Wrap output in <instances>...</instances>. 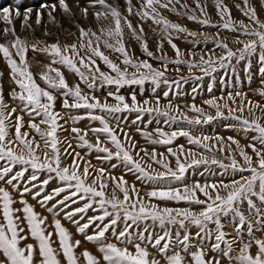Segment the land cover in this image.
Segmentation results:
<instances>
[{
	"label": "snow or ice",
	"instance_id": "obj_1",
	"mask_svg": "<svg viewBox=\"0 0 264 264\" xmlns=\"http://www.w3.org/2000/svg\"><path fill=\"white\" fill-rule=\"evenodd\" d=\"M24 3L0 8V264H264V0Z\"/></svg>",
	"mask_w": 264,
	"mask_h": 264
},
{
	"label": "rangeland",
	"instance_id": "obj_2",
	"mask_svg": "<svg viewBox=\"0 0 264 264\" xmlns=\"http://www.w3.org/2000/svg\"><path fill=\"white\" fill-rule=\"evenodd\" d=\"M12 2H13V0H0V8H2V7H4V6H7V5H10ZM42 2H45V0H25V3H24V5H23L22 7H33V8L35 9V8H37ZM69 2H73V3H74V0H69ZM81 2H82V0H81ZM229 2L231 3V0H229ZM189 3H191V0H189ZM209 11L212 12L213 19H214V20L217 19L216 16H215V13H214V11H212L211 7H210ZM233 15L236 16V17H239L240 14H239L238 12H236V11L233 9ZM58 16H59V13H58ZM90 18H91V13H90ZM171 18H172L173 20L176 19L175 16H172ZM34 19H35V13H33L32 20H33V27L36 28V26H35V24H34ZM77 19H79V22H80L82 25L87 26V24L89 23L88 21H84L83 19H80V18H79V14L77 15ZM181 22H182V23H186L190 28H195V27H197L196 25H194V24L191 23V22H187V21H181ZM62 24H63L64 28H68V27H70L69 22H68L67 19H63V20H62ZM3 27H4L3 24L0 23V30H2ZM48 27H49V29H50L53 33H55V32L58 31L56 28H53L51 25H48ZM16 28H17V32H18L19 35H21V36H25V35H27V36L29 37L30 42H31V40H32V35H31L30 33L25 32L24 30H22V29L20 28V21H17V22H16ZM73 30H75V29H73ZM59 31H61L60 41H61L62 43L65 42V41H69V42H71V39H72L71 37H69L66 33H64L62 29L59 30ZM42 33H43V28H36L35 36L38 37L39 39H41V40H47L48 42H53V41L56 39L55 35L50 36V37H45V36H43ZM149 42H150V45H151L152 49L155 50V43H154V41L150 39ZM228 42L230 43V45L232 44V41L229 40ZM177 43H179V41H177ZM133 46L135 47V45H133ZM233 46H235V45H233ZM180 47H181L182 49H187V48H189L190 46L187 45V44H180ZM209 47H212V46L209 45ZM165 48L168 49V46L165 45ZM197 51H198V50H197ZM136 52H137V55H140V53H139V49H138V48H137ZM169 55H172L170 49H169ZM40 58L43 59V56H41ZM44 62L47 63L48 61L45 60ZM0 67H3V62H2V61H0ZM256 71H257V68H256V66H255V64H254V66H253V75H254V79H253V82H252V84H251V87H252L253 89L257 88V87H258V83H259L258 78H257L256 75H255V74H256ZM184 74L187 75L186 69L184 70ZM240 75H241V78L243 79V78H244V74H243V71H242V67H241ZM66 76H67L68 82H69L70 84H72L73 82H75L76 79H77L74 75H71V74H68V73H66ZM6 78H7V77H5V79H6ZM207 83H208V80H207V78H206L205 81H204L205 90H204V92H203L201 95L197 96V98H196V100H195V102H196L198 105H201V102H202L203 99H207V98L209 97V94H208L207 91H206V85H207ZM191 86H192L191 84H189V85H185V86H184V91H185V92L189 91L190 88H191ZM7 90H8V87H7V84H5V92H6V93H7ZM220 90H221V86H220L219 78H218L217 81H216V87H215V90H214V94L217 95V96H219V95L221 94V91H220ZM244 90H245V91H248V86H247V84H245ZM225 94H226V93H225ZM145 95H147V93H145ZM249 96H250L253 100H260V97H259V96H253L251 92H249ZM143 98H144V97H139V96H138V99H141V100H142ZM161 102H162V104H166V103H167V101H166V100H163V99H162ZM173 102H174L175 104H179V105L183 106L185 103H191L192 100H191V96H187V97H184V98L179 99V100L173 98ZM57 106L59 107V105H57ZM206 111H211V110L206 108ZM213 114H214V113H213ZM189 115H191V113H189ZM245 115H248V114L245 113ZM256 115H257V116H260L261 113H260V112H256ZM147 119H148V117L146 116V117H145V120H147ZM87 123H88L87 121H84V122H82V123H81L80 125H78V126L81 127V128H84V127H86ZM94 126H99V125L97 124V125H94ZM153 127H155V125L150 126V127H149V130H151ZM166 130H167V129H166ZM213 130H215V132H218L220 135L225 136V137H227V136H229V135H236L234 132L225 131L223 128H221V127H219V126H217V125H215V124L207 125V126H205L204 129H203V131H204V132H207V133H212ZM131 131H132V134L136 136V139L140 141L141 145H143V144H144V141L141 139V137H140L138 134H136V132H135V127H134V126H133V128L131 129ZM237 138H239V137H237ZM89 139H94V138L91 137V136H89ZM176 143H177V144H183V145L185 146V148L189 147V146L187 145V143H186V140H185L184 138H180ZM241 143L244 144V143H247V141H243V140H242ZM159 150H160V151H163L164 149H163V148H160ZM218 155H219V154H218ZM88 158L91 159V161H92L93 164H97V163H98V161H96V159H95V154H93L92 156H90V157H88ZM104 166H105V167H108L107 164H105ZM114 174L117 175V176H119V175L121 174V172H120L119 169H117V170H115ZM197 178H198V177H196V176L193 175V176H191L188 180H186V183L191 184V183H192L195 179H197ZM126 179H128L129 183H131L133 178H132L131 176H128V177H126ZM200 179H201V182H203V179H202V178H200ZM111 190H112V189L109 188V192H111ZM118 195H119V193H118ZM28 200H29V203L35 205V210H36L38 213H40L41 215H44V216H48V218H49V222L51 221L52 217H51L47 212H45V211H44V210H43V209H42V208L36 203V201L32 200L31 197H28ZM170 206H175V205H170ZM181 206H183V205H181ZM17 207H19V205H17ZM91 214H92V213L90 212L89 215H91ZM62 222H63V223L65 224V226L68 227L73 233H75V228H74L71 224H69L67 221H62ZM196 230H197V229L194 228V227L191 229L192 232H195ZM157 231H159V229H157ZM173 231H175V229H173ZM75 238H76V239H82L81 236H76ZM245 239H247V236H246V235H245ZM29 242H32V241H29ZM84 247L90 249L91 251H95V253H96V249L93 247V245L88 244V243H85V244H84ZM92 249H93V250H92ZM97 255H99V254L97 253ZM158 258H159V257H158ZM224 264H227V261H225Z\"/></svg>",
	"mask_w": 264,
	"mask_h": 264
},
{
	"label": "bare ground",
	"instance_id": "obj_3",
	"mask_svg": "<svg viewBox=\"0 0 264 264\" xmlns=\"http://www.w3.org/2000/svg\"><path fill=\"white\" fill-rule=\"evenodd\" d=\"M93 250V249H92ZM95 253V251H93ZM97 254V253H96Z\"/></svg>",
	"mask_w": 264,
	"mask_h": 264
}]
</instances>
